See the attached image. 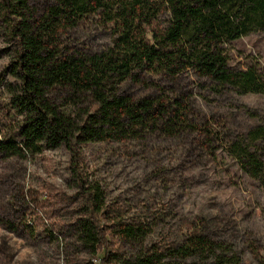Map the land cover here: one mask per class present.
<instances>
[{"label":"trees","instance_id":"obj_1","mask_svg":"<svg viewBox=\"0 0 264 264\" xmlns=\"http://www.w3.org/2000/svg\"><path fill=\"white\" fill-rule=\"evenodd\" d=\"M87 22L109 36L100 50L68 41ZM257 33H264V0H45L42 7L35 0H0V36L10 51L0 83L15 79L4 85L0 151L29 158L59 147L74 153L72 175L83 202L71 226L54 229L75 236L93 257L104 252L100 264H181L180 257L219 264L224 256L216 244L191 223L181 244L143 246V227L121 219L100 188L88 184L77 149L186 127L193 104L182 90L185 79L213 93L264 94L259 61L231 64L232 44ZM127 83L151 92L138 96ZM229 149L239 170L264 186V120L238 133ZM41 204L19 185L10 207L29 211ZM110 233L142 248L130 256L111 249Z\"/></svg>","mask_w":264,"mask_h":264},{"label":"rangeland","instance_id":"obj_2","mask_svg":"<svg viewBox=\"0 0 264 264\" xmlns=\"http://www.w3.org/2000/svg\"><path fill=\"white\" fill-rule=\"evenodd\" d=\"M35 1L41 7L45 2ZM68 38L69 43L92 50L109 42L108 34L94 22L81 24ZM231 59L233 65L256 60L264 66V33L235 41ZM9 60L8 42L0 36V74ZM4 81L15 79L5 76ZM5 82L0 83V118L5 116L3 104L8 99ZM127 86L138 96L151 92L139 85ZM181 86L193 104L186 127L176 126L170 132L160 129L143 139L79 146L81 172L90 186L100 188L107 205L116 208L121 219L143 227V246L181 244L191 223L216 244L224 264H258L264 261V186L239 170L229 146L238 133L264 120V94L240 95L229 89L213 93L192 79L183 80ZM4 131L0 125V137ZM73 160L74 153L65 147L34 158L0 151V264L102 262L104 252L93 257L81 250L75 236L54 229L71 226L83 202L72 175ZM19 185L40 197L39 210L11 209ZM107 221L103 219L104 224ZM48 229H53L52 236L46 234ZM107 238L109 248L127 256L142 248L118 233ZM210 259L204 264H211Z\"/></svg>","mask_w":264,"mask_h":264}]
</instances>
